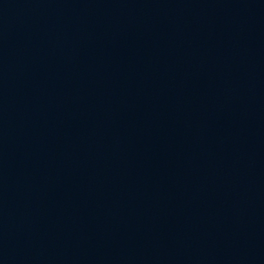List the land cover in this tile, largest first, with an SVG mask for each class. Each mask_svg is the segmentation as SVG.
<instances>
[{
    "label": "water",
    "instance_id": "water-1",
    "mask_svg": "<svg viewBox=\"0 0 264 264\" xmlns=\"http://www.w3.org/2000/svg\"><path fill=\"white\" fill-rule=\"evenodd\" d=\"M0 264H264V0H0Z\"/></svg>",
    "mask_w": 264,
    "mask_h": 264
}]
</instances>
